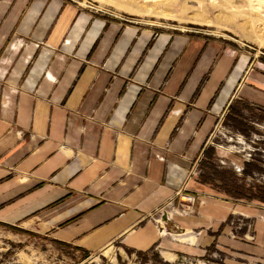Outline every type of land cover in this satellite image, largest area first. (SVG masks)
Instances as JSON below:
<instances>
[{
    "label": "crops",
    "instance_id": "obj_1",
    "mask_svg": "<svg viewBox=\"0 0 264 264\" xmlns=\"http://www.w3.org/2000/svg\"><path fill=\"white\" fill-rule=\"evenodd\" d=\"M15 37L33 43L13 49ZM229 54L62 0H0V223L90 254L177 245L264 264V205L188 207L180 244L162 242L157 218L198 192L195 163L245 73ZM263 84L248 80L243 99ZM231 209L257 219L234 228Z\"/></svg>",
    "mask_w": 264,
    "mask_h": 264
},
{
    "label": "rangeland",
    "instance_id": "obj_2",
    "mask_svg": "<svg viewBox=\"0 0 264 264\" xmlns=\"http://www.w3.org/2000/svg\"><path fill=\"white\" fill-rule=\"evenodd\" d=\"M62 1L109 20L137 22L159 32L197 35L225 48L235 60L246 62L228 111L217 120L204 154L195 163L192 183H196L197 194L182 191L157 215L162 242L168 237L180 244L181 215L188 207L207 201L222 206L264 205V84L260 85V96L255 93V99H243L248 80L261 79L264 83V0ZM31 43V38L22 37L11 42L13 49ZM67 43L70 45L71 41ZM6 73L0 71V77ZM231 212L235 216L229 222L234 228L240 227V219L249 224L257 219H244L238 212ZM170 250L159 245L136 253L117 242L101 253L90 254L50 241L31 230L0 223V264H226L227 257L222 253L215 258L207 254L199 261L183 255L177 245Z\"/></svg>",
    "mask_w": 264,
    "mask_h": 264
},
{
    "label": "built area",
    "instance_id": "obj_3",
    "mask_svg": "<svg viewBox=\"0 0 264 264\" xmlns=\"http://www.w3.org/2000/svg\"><path fill=\"white\" fill-rule=\"evenodd\" d=\"M186 200H188V199H186Z\"/></svg>",
    "mask_w": 264,
    "mask_h": 264
}]
</instances>
